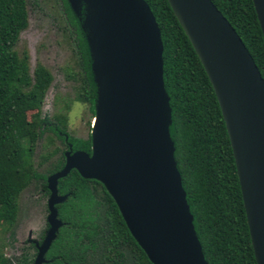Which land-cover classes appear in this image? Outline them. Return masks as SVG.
<instances>
[{
  "label": "water",
  "instance_id": "water-1",
  "mask_svg": "<svg viewBox=\"0 0 264 264\" xmlns=\"http://www.w3.org/2000/svg\"><path fill=\"white\" fill-rule=\"evenodd\" d=\"M83 26L95 86L90 154H64L46 180L48 230L32 264L62 223L57 181L74 170L101 184L150 264H206L181 188L169 137L159 29L144 0H88ZM264 44V0H250ZM218 105L238 181L255 264H264V81L241 40L210 0H166Z\"/></svg>",
  "mask_w": 264,
  "mask_h": 264
},
{
  "label": "trees",
  "instance_id": "trees-1",
  "mask_svg": "<svg viewBox=\"0 0 264 264\" xmlns=\"http://www.w3.org/2000/svg\"><path fill=\"white\" fill-rule=\"evenodd\" d=\"M75 44L79 72L76 102L93 116L95 86L81 22L66 0H58ZM159 29L162 43V81L169 100V137L192 226L206 264H255L234 162L224 124L209 82L176 22L166 0H144ZM241 40L264 81V44L250 0H210ZM27 27L26 0H0V223L14 222L17 197L32 179L45 195L47 176L31 170L34 141L50 132H66L67 119L53 114L55 130L43 126L38 112L52 81L36 64L29 73L25 50L14 49ZM66 111V106L63 107ZM34 112L30 127L26 118ZM71 151L90 154V138L68 137ZM49 174L63 166L55 160ZM66 196L56 205L62 223L43 264H150L131 238L105 189L82 179L74 170L57 181ZM45 255V254H44ZM26 254L16 264H29ZM0 264H9L0 253Z\"/></svg>",
  "mask_w": 264,
  "mask_h": 264
},
{
  "label": "rangeland",
  "instance_id": "rangeland-1",
  "mask_svg": "<svg viewBox=\"0 0 264 264\" xmlns=\"http://www.w3.org/2000/svg\"><path fill=\"white\" fill-rule=\"evenodd\" d=\"M71 10L83 11V26L89 29L92 6L88 0H71ZM27 27L22 31L14 47L17 53L25 50L29 73L36 64L46 68L52 82L42 101L38 118H52L57 112L67 119L68 135L85 139L90 135L91 113L85 104L76 102L77 82L73 73L79 70L75 44L58 0H26ZM66 106V111L63 107ZM31 127L34 112L26 115ZM67 134V133H66ZM63 145L50 132H43L34 141L31 154V170L34 174L49 176L60 156ZM39 181L32 179L19 193L14 222L11 226L0 223V253L9 264H16L22 253L31 254L27 243L39 247L41 233L46 227L48 194L40 189ZM46 188V184H45ZM47 190V188H46Z\"/></svg>",
  "mask_w": 264,
  "mask_h": 264
},
{
  "label": "flooded vegetation",
  "instance_id": "flooded-vegetation-1",
  "mask_svg": "<svg viewBox=\"0 0 264 264\" xmlns=\"http://www.w3.org/2000/svg\"><path fill=\"white\" fill-rule=\"evenodd\" d=\"M63 10V9H62ZM64 15V14H63ZM65 17V16H64ZM65 20H66V18H65ZM67 22V21H66ZM67 25H68V27H69V24L67 23ZM69 31L71 32V28L69 27ZM77 58H78V56H77ZM78 68H79V66H78ZM46 69V68H45ZM47 70V69H46ZM48 71V70H47ZM49 72V71H48ZM78 72H79V70L77 71V72H74L73 74H77V76H78ZM51 75V74H50ZM76 80V84H77V86H78V80H77V78L75 79ZM52 82V81H51ZM51 84V83H50ZM50 86V85H49ZM49 88V87H48ZM48 90V89H47ZM47 92V91H46ZM46 94V93H45ZM87 106V105H86ZM92 115L90 116V120H92ZM42 120H43V126H46V127H50V126H52L53 127V129L55 130V122L53 121V119L52 118H50V120H48V118L45 116V117H43L42 118ZM67 133V134H66ZM57 134L58 135H61L62 136V141L61 140H59V142L61 143V145H63V149L60 151V155H62L63 156V163H64V154L67 152V151H69V149H71L70 147H71V145L67 142V139H68V137H71V136H69L68 135V132H67V130H66V132L65 133H63V132H57ZM89 137V134L87 135V137L85 138V139H87ZM71 138H73V137H71ZM90 138V137H89ZM85 139H82V140H85ZM82 152V151H81ZM87 155H89V154H87ZM48 192V191H47ZM49 194V193H48ZM56 208V207H55ZM59 220V219H58ZM47 230H48V225H47V223H46V227H45V230L41 233V237H42V240L39 242V244L38 245H40L41 244V242L43 241V238H44V236H45V234H46V232H47ZM29 246H28V248H30V250L32 251V253L31 254H29V253H24V254H26L27 255V257L29 258V259H31L30 260V263L29 264H32L33 263V261H34V259H35V256H36V254H37V246L36 245H34L33 243H27ZM48 251V250H47ZM47 253V252H46ZM46 253H45V255L43 256V258H44V260L47 262L48 260L45 258V256H46ZM23 254V253H22ZM21 254V255H22ZM20 255V256H21ZM20 256H19V258H20Z\"/></svg>",
  "mask_w": 264,
  "mask_h": 264
}]
</instances>
